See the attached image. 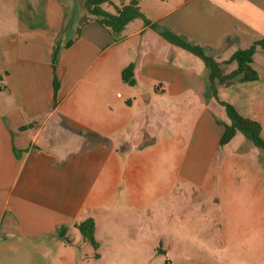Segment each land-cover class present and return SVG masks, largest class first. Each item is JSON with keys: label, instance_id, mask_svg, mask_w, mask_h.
I'll list each match as a JSON object with an SVG mask.
<instances>
[{"label": "crops", "instance_id": "crops-1", "mask_svg": "<svg viewBox=\"0 0 264 264\" xmlns=\"http://www.w3.org/2000/svg\"><path fill=\"white\" fill-rule=\"evenodd\" d=\"M139 6L151 22L205 48L223 74L237 67L228 61L236 50L264 37V0H139ZM84 14L77 0H0V264H89L100 259L98 231L106 238L109 221L129 241L140 240L143 224L134 217L150 213V191L160 192L155 171L165 157L174 155L180 178L201 180L183 166L208 165L224 131L207 94L208 69L197 56L141 18L114 33ZM130 63L133 85L122 77ZM252 66L257 80L218 84L217 95L258 121L264 138L259 45ZM154 97L160 124L150 129L144 106ZM169 104L179 111L178 133L162 115ZM183 117L191 126L187 138L180 134ZM88 217L97 248L77 228ZM60 227L68 241L58 236Z\"/></svg>", "mask_w": 264, "mask_h": 264}, {"label": "rangeland", "instance_id": "rangeland-1", "mask_svg": "<svg viewBox=\"0 0 264 264\" xmlns=\"http://www.w3.org/2000/svg\"><path fill=\"white\" fill-rule=\"evenodd\" d=\"M77 3L79 10H85V0ZM213 101L225 120L224 107ZM158 106L156 97L144 106L150 129L159 127ZM168 107L162 115L178 133L179 111L174 104ZM181 121L180 134L187 138L191 126H185L187 117ZM243 139L238 133L229 143L218 144L206 166L184 165V174L201 178L198 181L180 178L169 153L155 171L160 192L150 191V213L145 219L134 217L138 226L143 224L140 240L129 241L127 231L108 220L106 238L104 231H98L100 259L89 264H264V150L253 145L246 149Z\"/></svg>", "mask_w": 264, "mask_h": 264}, {"label": "trees", "instance_id": "trees-1", "mask_svg": "<svg viewBox=\"0 0 264 264\" xmlns=\"http://www.w3.org/2000/svg\"><path fill=\"white\" fill-rule=\"evenodd\" d=\"M85 7L89 15L102 26L109 28L114 33H119L121 30L136 18H141L144 25L150 26L163 36L169 43L176 45L191 54L200 58L208 69L207 94L214 98L220 105L224 107L226 119L222 122L224 131L220 137L219 145L229 143L238 133H241L254 147L264 150V139L260 132V123L251 118L241 115L234 106L226 101H222L217 95V85H230L236 82H248L258 79V73L252 66V55L257 45L264 49V37L253 42L249 47L236 50L228 59V61H236L237 67L228 74H223L219 63L210 56L206 49L187 41L182 36L161 27L155 22H151L143 13L139 6V0H130L127 3L117 5L110 0H85ZM70 42H66L68 46ZM61 45L58 43L54 53L53 62H55ZM134 63H130L122 71L123 79L129 84H134ZM58 88V80L54 81L55 95ZM55 96L53 104L55 105ZM77 228L81 237L88 241L94 248L98 247V242L94 237L95 222L94 219L88 217L81 221ZM65 227H60L57 230L59 237L68 241ZM169 264V262H167Z\"/></svg>", "mask_w": 264, "mask_h": 264}, {"label": "water", "instance_id": "water-1", "mask_svg": "<svg viewBox=\"0 0 264 264\" xmlns=\"http://www.w3.org/2000/svg\"><path fill=\"white\" fill-rule=\"evenodd\" d=\"M143 98V97H142Z\"/></svg>", "mask_w": 264, "mask_h": 264}]
</instances>
